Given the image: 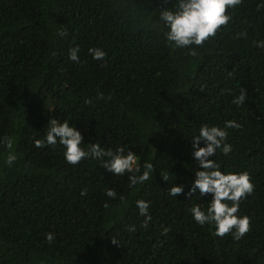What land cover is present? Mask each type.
<instances>
[{"label": "trees", "instance_id": "1", "mask_svg": "<svg viewBox=\"0 0 264 264\" xmlns=\"http://www.w3.org/2000/svg\"><path fill=\"white\" fill-rule=\"evenodd\" d=\"M174 6L0 0V264H264V49L254 43L264 41V0L227 9L231 21L193 46L195 55L168 45L160 12ZM77 45L78 63L69 59ZM90 48L104 50L105 60ZM51 119L74 124L85 148L130 147L153 164V178L130 188L127 174L96 159L74 166L59 145L37 148ZM227 120L241 125L227 129L232 151L211 158L224 172H248L254 184L240 203L251 223L240 240L192 219L189 209L206 208L210 195L186 197L199 170L192 135ZM10 151L12 166L4 163ZM173 185L184 193L169 196ZM137 200L151 202L147 226Z\"/></svg>", "mask_w": 264, "mask_h": 264}, {"label": "clouds", "instance_id": "2", "mask_svg": "<svg viewBox=\"0 0 264 264\" xmlns=\"http://www.w3.org/2000/svg\"><path fill=\"white\" fill-rule=\"evenodd\" d=\"M243 0H175L172 9H165L160 12V20L167 29L165 37L168 45L172 49L187 48L195 55L193 46H203L211 37H215L221 26L227 25L232 17L227 14V9H235L241 5ZM243 35V33H241ZM258 48L264 49V41L254 42ZM79 46L69 50V59L79 62ZM89 54L96 60L104 61L106 52L100 48H90ZM246 99L245 91L234 98L233 103L237 106L244 105ZM91 103V101H86ZM241 125L235 120H227L223 127L218 125L203 124L196 134L191 137L192 157L198 162L199 170L195 171V179L186 193L190 200L193 197L210 195L208 206L203 208L201 204H194L190 209L192 219L199 225H210L214 227V235L224 237L231 234L235 240L242 239L251 229L250 217L240 215V203L242 199H247L254 191V184L248 172H224L221 165L215 158L217 152L221 151L227 156L232 151V145L228 143L227 129L240 128ZM9 149L13 147L12 141L7 140ZM84 136L74 124L68 120L61 122L58 119H51L43 140H36L35 146L43 148L57 145L63 149V156L66 163L77 165L87 158L96 159L100 165L113 175H128L129 187L135 188L137 185H144L153 178L155 172L153 164L145 160L140 163V158L136 152L127 146L112 148L101 147L99 143L91 144L85 148L83 145ZM203 145V146H201ZM17 160V154L10 151L4 163L12 166ZM141 169L143 171L141 172ZM165 181H169L170 176H163ZM107 197L115 199L117 192L109 188L105 190ZM184 193L183 185H173L168 191V195L177 198ZM197 193L199 195L197 196ZM86 191H81V196H86ZM124 202V197H120ZM231 202V203H229ZM136 205L139 214L145 219L143 226L151 221L149 212L151 202L137 200ZM130 231H135V227H130ZM167 232V229H165ZM46 239L49 244L54 242V234L47 233ZM113 243H117L112 240Z\"/></svg>", "mask_w": 264, "mask_h": 264}]
</instances>
